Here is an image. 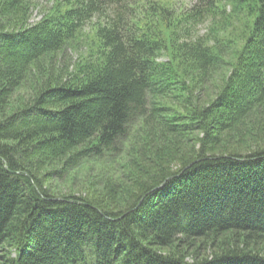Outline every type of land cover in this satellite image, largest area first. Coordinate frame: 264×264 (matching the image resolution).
Masks as SVG:
<instances>
[{
	"label": "trees",
	"instance_id": "16d2710c",
	"mask_svg": "<svg viewBox=\"0 0 264 264\" xmlns=\"http://www.w3.org/2000/svg\"><path fill=\"white\" fill-rule=\"evenodd\" d=\"M181 2L0 0V264H264V0Z\"/></svg>",
	"mask_w": 264,
	"mask_h": 264
},
{
	"label": "rangeland",
	"instance_id": "374dc122",
	"mask_svg": "<svg viewBox=\"0 0 264 264\" xmlns=\"http://www.w3.org/2000/svg\"><path fill=\"white\" fill-rule=\"evenodd\" d=\"M171 1V0H170ZM172 1H177V0H172ZM184 1L185 3H188L189 6H191L192 4L195 5V3H198L199 0H179V2ZM183 3V2H181ZM54 5V0H30V10L27 13V25H34L36 24L38 21H40L44 15L47 13V11ZM208 22L203 24V27H201V32L204 33L206 32L207 29V24ZM235 33L238 32V29H234L233 30ZM84 32L86 33V36L88 37V39L90 37H94L93 35V30L91 29L90 26L86 27ZM78 53L79 51H76L74 49H69L66 53V60H71L72 62H75L78 58ZM215 79H218V74L214 77ZM214 79V80H215ZM211 86H215L214 83L211 84ZM210 86V87H211ZM23 94H26L27 91L26 89L22 90ZM86 181H88V173L86 170H81L80 172H78L76 174V189H77V193L79 191H85L84 186H86ZM71 181L70 179H65L63 181H61L59 185V191H63V192H70V186Z\"/></svg>",
	"mask_w": 264,
	"mask_h": 264
}]
</instances>
